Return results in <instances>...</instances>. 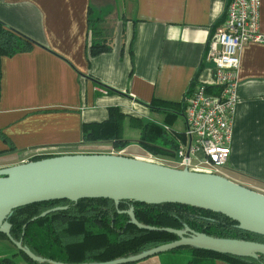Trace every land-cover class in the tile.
Segmentation results:
<instances>
[{
	"label": "crops",
	"instance_id": "0c3cea01",
	"mask_svg": "<svg viewBox=\"0 0 264 264\" xmlns=\"http://www.w3.org/2000/svg\"><path fill=\"white\" fill-rule=\"evenodd\" d=\"M228 1L0 0V23L35 43L29 52L0 59V161L19 164L29 153L52 149L112 148L81 138L82 125L107 120L110 109L168 127L177 144L184 142V117L169 119L150 105H179L194 80L217 93L207 44ZM90 14L107 22L109 46L93 57ZM259 30L264 34V0ZM239 60L230 155L221 177L264 195V45L246 44ZM130 127L136 134L123 151L137 154L143 151L140 130ZM16 252L0 238V259Z\"/></svg>",
	"mask_w": 264,
	"mask_h": 264
},
{
	"label": "trees",
	"instance_id": "16d2710c",
	"mask_svg": "<svg viewBox=\"0 0 264 264\" xmlns=\"http://www.w3.org/2000/svg\"><path fill=\"white\" fill-rule=\"evenodd\" d=\"M90 14L88 19V55L93 57L108 51L107 22ZM105 34V35H104ZM35 43L0 23V59L29 52ZM195 80L186 93L189 94ZM184 101L177 106L152 102L150 109L168 114L169 119L183 117ZM140 130L138 144L144 152L160 159H171L178 148L173 136L152 123L110 109L109 118L100 123L83 124L81 138L85 144L108 143L115 150L128 146L123 137V123ZM179 136V135H178ZM44 157L33 159L41 160ZM132 208L134 219L143 226L157 229L183 230L188 228L217 239H236L264 244V238L245 233L236 223L222 215L178 204H143L111 200L53 201L34 204L13 211L9 224L10 236L36 257L64 264L104 263L134 257L142 252L175 242L178 238L166 232L139 230L131 224L127 211ZM0 238L8 240L0 234ZM188 251L197 257L223 260L227 264H264V255L255 259L217 255L192 247L178 248L169 253ZM38 264L23 253L0 259V264ZM211 262V261H210ZM209 262V263H210ZM46 264V263H44ZM191 264V263H190Z\"/></svg>",
	"mask_w": 264,
	"mask_h": 264
},
{
	"label": "water",
	"instance_id": "95a60500",
	"mask_svg": "<svg viewBox=\"0 0 264 264\" xmlns=\"http://www.w3.org/2000/svg\"><path fill=\"white\" fill-rule=\"evenodd\" d=\"M111 200L143 204H178L219 214L236 228L264 238V195L218 175L177 170L143 159L105 154L63 155L0 168V234L18 252L38 264H64L36 257L10 236L13 211L53 201ZM139 230L175 235V242L141 254L104 263L134 264L178 248L192 247L217 255L255 259L264 244L217 239L188 228L157 229L143 226L127 211Z\"/></svg>",
	"mask_w": 264,
	"mask_h": 264
},
{
	"label": "built area",
	"instance_id": "2783aa9c",
	"mask_svg": "<svg viewBox=\"0 0 264 264\" xmlns=\"http://www.w3.org/2000/svg\"><path fill=\"white\" fill-rule=\"evenodd\" d=\"M260 0H229L223 21L214 29L207 44V59L213 64L210 94L205 84L197 83L183 101L185 141L179 143L171 159L148 155L140 158L172 169L207 173L221 177V169L230 155L235 91L241 49L248 43L264 45L259 30ZM106 94V91L100 90ZM169 132L168 127H163ZM105 155L125 156L123 150L108 148ZM29 153L19 164L34 161L35 157L53 156L54 152ZM200 153L199 159L196 154ZM59 153H56L57 156Z\"/></svg>",
	"mask_w": 264,
	"mask_h": 264
},
{
	"label": "rangeland",
	"instance_id": "374dc122",
	"mask_svg": "<svg viewBox=\"0 0 264 264\" xmlns=\"http://www.w3.org/2000/svg\"><path fill=\"white\" fill-rule=\"evenodd\" d=\"M123 132H124V140L130 141L131 136H135L136 131L131 128L127 123H124L123 126ZM101 148L99 149L98 147L96 148H75V149H69V150H58V149H53L52 152H54L53 156H46L45 158H51V157H56L55 154L59 153L57 156H63V155H75V154H90V153H105L107 152L108 148H104L105 145L100 146ZM124 150V149H122ZM137 150V149H136ZM140 151V152H139ZM124 154L128 156H138L139 158H148V154L144 153L141 150H137V154L135 152H132L130 150H127L124 152ZM197 158H201L202 155L200 153L196 154ZM38 158V157H35ZM9 164L10 166L18 165L17 162L13 161H5L2 160L0 161V167L3 165ZM12 164V165H11ZM9 258V257H8ZM19 264H24L25 262L21 259L20 256H17V259H15ZM211 261V262H210ZM210 262V263H209ZM227 264L223 260H217V259H211L207 257H197L195 255H192L188 251H181L179 253H162L160 255H156L153 257H150L148 259H145L143 261L134 263V264Z\"/></svg>",
	"mask_w": 264,
	"mask_h": 264
}]
</instances>
